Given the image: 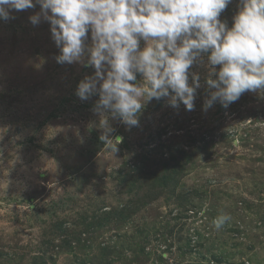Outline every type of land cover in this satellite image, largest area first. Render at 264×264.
<instances>
[{
    "label": "rangeland",
    "instance_id": "obj_1",
    "mask_svg": "<svg viewBox=\"0 0 264 264\" xmlns=\"http://www.w3.org/2000/svg\"><path fill=\"white\" fill-rule=\"evenodd\" d=\"M239 7L231 0L219 18L231 27ZM39 11L0 20V264H264V90L204 111V56L191 69L194 110L153 99L138 127L109 117L105 144L98 95H76L94 69L56 62L49 23L29 20ZM160 143L191 156L177 189L123 210L137 168L151 186Z\"/></svg>",
    "mask_w": 264,
    "mask_h": 264
},
{
    "label": "clouds",
    "instance_id": "obj_2",
    "mask_svg": "<svg viewBox=\"0 0 264 264\" xmlns=\"http://www.w3.org/2000/svg\"><path fill=\"white\" fill-rule=\"evenodd\" d=\"M239 2L231 27L219 18L231 0H0V20L39 5L29 20L49 23L56 62L94 69L79 81L76 95L82 101L98 95L93 111L102 117L100 139L108 144L114 131L109 117L138 127L153 99L194 110L200 76L191 69L204 56V111L264 90V0ZM230 220L224 214L213 223L220 229Z\"/></svg>",
    "mask_w": 264,
    "mask_h": 264
},
{
    "label": "trees",
    "instance_id": "obj_3",
    "mask_svg": "<svg viewBox=\"0 0 264 264\" xmlns=\"http://www.w3.org/2000/svg\"><path fill=\"white\" fill-rule=\"evenodd\" d=\"M163 148H165V152L163 151ZM154 149H159L161 151V158L157 160L159 161L157 162V164L155 163L156 165H158L157 170H151V186L148 187L144 185V182H140V180H142L140 177L142 176L143 171L141 170L142 168H137L139 169V175L135 181V190L133 191V194H129L131 198L126 204L123 205V210H126V208L130 207L136 208V205H145L151 200L161 197L168 190L170 192H175L180 180L184 175L186 167L190 164L191 156L188 154L189 151L186 152L182 148L180 150L175 145L167 143L165 146V144L160 143L157 148H152V150ZM163 153H165L166 156H164ZM143 187H147V190L144 191L142 195H139L142 190H145ZM118 211V209L117 211L113 210V212L115 213L114 215H119ZM102 223L103 219L98 218L94 219V222H91V224H89L91 228H96L97 226L100 227Z\"/></svg>",
    "mask_w": 264,
    "mask_h": 264
}]
</instances>
